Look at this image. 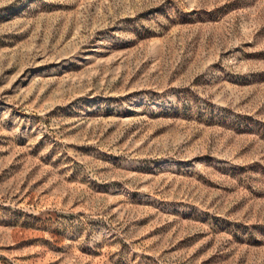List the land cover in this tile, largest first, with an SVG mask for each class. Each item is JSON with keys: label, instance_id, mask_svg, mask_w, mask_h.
<instances>
[{"label": "rangeland", "instance_id": "rangeland-1", "mask_svg": "<svg viewBox=\"0 0 264 264\" xmlns=\"http://www.w3.org/2000/svg\"><path fill=\"white\" fill-rule=\"evenodd\" d=\"M0 264H264V0H0Z\"/></svg>", "mask_w": 264, "mask_h": 264}]
</instances>
